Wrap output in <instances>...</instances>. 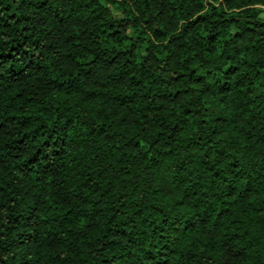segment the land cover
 Here are the masks:
<instances>
[{"label":"trees","instance_id":"trees-1","mask_svg":"<svg viewBox=\"0 0 264 264\" xmlns=\"http://www.w3.org/2000/svg\"><path fill=\"white\" fill-rule=\"evenodd\" d=\"M264 0H0V264H264Z\"/></svg>","mask_w":264,"mask_h":264},{"label":"rangeland","instance_id":"rangeland-1","mask_svg":"<svg viewBox=\"0 0 264 264\" xmlns=\"http://www.w3.org/2000/svg\"><path fill=\"white\" fill-rule=\"evenodd\" d=\"M262 9L264 10V7H262ZM263 17H264V14H263Z\"/></svg>","mask_w":264,"mask_h":264}]
</instances>
